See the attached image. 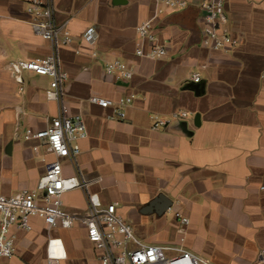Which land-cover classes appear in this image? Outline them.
I'll use <instances>...</instances> for the list:
<instances>
[{
  "label": "crops",
  "instance_id": "obj_1",
  "mask_svg": "<svg viewBox=\"0 0 264 264\" xmlns=\"http://www.w3.org/2000/svg\"><path fill=\"white\" fill-rule=\"evenodd\" d=\"M28 1L0 0L3 196L35 189L53 158L41 141L24 138L26 128L43 129L58 113V103L45 94L49 77L23 72L19 84L7 69L12 60L50 51L32 32ZM187 1L184 9L157 14L155 0H51L57 21H67L72 36L58 48V58L67 74L64 105L69 114L81 115L86 128L78 168L88 191L102 204L116 203L146 244H175L210 264H254L264 246V0H226L235 40L227 51L200 45L198 0ZM146 19L157 40L166 42L161 59L133 53L135 27ZM89 26L95 29L92 43L82 39ZM112 59L131 67L128 79L104 75ZM192 73L199 74L198 82ZM130 94L122 120L108 119L112 108L87 100ZM177 111L186 117L174 120ZM154 118L169 122L152 130ZM62 168L64 175L74 172L66 162ZM158 194L172 202L161 215L147 208ZM62 200L67 211H85L80 189ZM176 213L188 224H180ZM31 222L30 231H14V254L0 264H45L50 257L59 264H99L81 225L63 229L46 227L39 218Z\"/></svg>",
  "mask_w": 264,
  "mask_h": 264
},
{
  "label": "built area",
  "instance_id": "obj_2",
  "mask_svg": "<svg viewBox=\"0 0 264 264\" xmlns=\"http://www.w3.org/2000/svg\"><path fill=\"white\" fill-rule=\"evenodd\" d=\"M155 13L177 11L188 5L187 0H155ZM226 0H198L200 45L212 49L227 51L235 40L227 27L225 13ZM26 12L30 16L32 32L50 44V51L38 58L16 59L7 64V69L15 81L22 84L21 74L32 72L49 77L47 98L56 101L58 113L50 118L49 125L43 129L26 128L25 139L41 141L47 153L52 155L35 189H20L9 196L0 195V258H10L15 251L16 230L30 231L33 218L42 220L46 227L69 229L76 224L85 230L86 239L97 250L99 264H210L179 246L141 243L132 235L130 225L116 211V203L102 204L96 193L88 191L89 181L85 180L78 168L77 157L80 153V141L86 137L84 121L79 114H69L63 102V90L67 74L59 66L58 48L72 42L67 21L58 22L51 0H29ZM136 42L133 53L136 57L158 60L166 55L164 41H158L151 19L138 23L135 27ZM95 29L87 27L82 39L92 43ZM104 75L114 79H128L131 67L118 59L106 61ZM192 82L199 81V74H191ZM22 89V86L19 87ZM133 98L130 94L116 101L91 95L88 102L100 108H112L108 119H124L123 108ZM185 111L172 113L174 120L185 118ZM168 120L154 118L151 129L165 127ZM63 162L74 168L72 175L63 174ZM80 189L84 192L86 208L82 213L64 209L62 196L68 191ZM180 224L187 225L188 219L175 214ZM183 238H180V242ZM264 263V246L257 255L254 264ZM45 264H59L54 257L47 258Z\"/></svg>",
  "mask_w": 264,
  "mask_h": 264
},
{
  "label": "water",
  "instance_id": "obj_3",
  "mask_svg": "<svg viewBox=\"0 0 264 264\" xmlns=\"http://www.w3.org/2000/svg\"><path fill=\"white\" fill-rule=\"evenodd\" d=\"M172 205V202L164 197L162 194H158L154 199H152L147 208L149 210L153 209L157 215L165 213Z\"/></svg>",
  "mask_w": 264,
  "mask_h": 264
},
{
  "label": "rangeland",
  "instance_id": "obj_4",
  "mask_svg": "<svg viewBox=\"0 0 264 264\" xmlns=\"http://www.w3.org/2000/svg\"><path fill=\"white\" fill-rule=\"evenodd\" d=\"M169 215H170L169 217H172L171 214H169ZM124 221L127 222V223H129L127 220H124ZM129 224H130V223H129ZM131 231H132V229H131ZM132 235H133V237H134L135 239H137L139 242H141V243H145L144 240L138 238V237L135 235V233H134L133 231H132ZM159 245H163V246H174L175 244H171V245L159 244Z\"/></svg>",
  "mask_w": 264,
  "mask_h": 264
}]
</instances>
